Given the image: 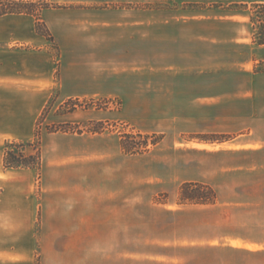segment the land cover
Instances as JSON below:
<instances>
[{
	"label": "crops",
	"instance_id": "1",
	"mask_svg": "<svg viewBox=\"0 0 264 264\" xmlns=\"http://www.w3.org/2000/svg\"><path fill=\"white\" fill-rule=\"evenodd\" d=\"M45 1L52 39L32 14L0 16V264H264V43L219 45L205 28L185 52L161 46L151 60L149 15L102 8L134 0ZM54 91L59 102L116 97L118 117L147 133L181 134L180 103L199 105L188 117L208 137L189 154L204 164L182 161L176 136L136 155L117 130H42L40 177L5 167L4 144L33 140ZM155 95L174 112L151 109ZM183 182L205 184L206 201L182 199Z\"/></svg>",
	"mask_w": 264,
	"mask_h": 264
},
{
	"label": "rangeland",
	"instance_id": "2",
	"mask_svg": "<svg viewBox=\"0 0 264 264\" xmlns=\"http://www.w3.org/2000/svg\"><path fill=\"white\" fill-rule=\"evenodd\" d=\"M40 3H47L50 6L45 0H40ZM102 8L106 10L118 8L120 11L123 10L128 13L149 15L150 21L147 26H144L143 30L144 40L149 43L148 52L151 55V60H157L158 54L165 52V49H161V46L167 49L176 43V46L179 47V50H176V52H185V50H181V47H183L182 45L185 42L189 41L191 33L205 28L213 30L215 37L224 41L219 43V45L224 44L232 47L233 43L231 39L237 35H246L248 37L243 41L249 42L251 40L252 42L264 43V3H238L229 2L228 0H134L133 4H125L119 7H116V5H104ZM195 16H198L199 20H194ZM46 36L48 39H52V36ZM225 39H227L226 42ZM246 48L248 52L249 46H246ZM171 51L174 52V50ZM230 55L231 57H236L238 54L237 52H232ZM55 61L58 65L59 57H56ZM151 62L154 63L156 61ZM231 82L232 84L237 83L236 81ZM225 83L227 84L221 87L220 81H214L215 92L221 88L228 89L229 81ZM200 87L197 86V89H200ZM56 95L57 91H54L51 100L47 103L39 119L38 129L40 133L42 130L72 132L117 130L121 133L136 136V140L138 139V134L146 136L148 142L156 138L157 142L155 144L149 142L148 148L135 152L134 154L136 155L156 151L167 141H170L171 137L176 136L174 141L176 147H182L183 149L182 161H189L194 158L195 161L198 160L199 164H204L203 154L192 155V158L189 154L191 147L204 142L208 136L205 132H195L197 128L204 129V119H202V122L199 118L188 117L190 115L191 103L187 101L180 103L179 109L181 110L182 117L176 119V125L185 131L174 135L173 133H169L168 130L151 133L141 132L135 128L134 124H126L118 117L122 108V101L116 97L84 98L81 100L69 99L59 102L56 101ZM153 97H155V100L150 102L151 109L156 112L160 110L163 114L166 111L169 114L174 112L173 102H169L168 104L163 101L158 102V96L155 95ZM129 104L141 107L140 102H130ZM167 108L169 109L167 110ZM191 109L192 111H198V113L204 111L203 108L196 104L192 105ZM155 119L163 120L164 118L156 117ZM214 136L215 138L224 137L222 134H215ZM39 143L34 141L30 146L25 145L23 148L24 152L27 154L33 153L39 146ZM198 146H200L199 148L204 147L203 145ZM169 158L170 160L173 159V157ZM39 174L37 173V178L40 177ZM156 198L157 200H165L167 193L160 192Z\"/></svg>",
	"mask_w": 264,
	"mask_h": 264
},
{
	"label": "trees",
	"instance_id": "3",
	"mask_svg": "<svg viewBox=\"0 0 264 264\" xmlns=\"http://www.w3.org/2000/svg\"><path fill=\"white\" fill-rule=\"evenodd\" d=\"M47 3H40V0H0V16L10 13H28L36 18V30L44 35L50 33L45 24L40 19V11L47 7ZM40 130L38 126L35 130L34 139L32 141H7L4 144V166L5 167H29L39 173L41 157L39 146L33 153H25L23 148L25 145L33 144L34 141L40 142ZM136 136L128 133H121V143L123 148L129 153L140 152L148 148L149 142L155 144L156 138L148 142V138L138 134ZM133 140V141H131ZM139 142V143H138ZM209 189L205 184L200 182H183L180 187L181 198L191 202H205Z\"/></svg>",
	"mask_w": 264,
	"mask_h": 264
}]
</instances>
